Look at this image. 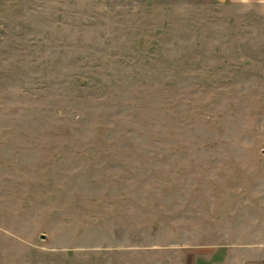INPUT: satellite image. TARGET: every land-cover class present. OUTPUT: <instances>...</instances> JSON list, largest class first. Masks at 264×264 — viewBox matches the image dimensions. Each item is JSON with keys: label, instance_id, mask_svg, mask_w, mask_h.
Returning a JSON list of instances; mask_svg holds the SVG:
<instances>
[{"label": "rangeland", "instance_id": "rangeland-1", "mask_svg": "<svg viewBox=\"0 0 264 264\" xmlns=\"http://www.w3.org/2000/svg\"><path fill=\"white\" fill-rule=\"evenodd\" d=\"M248 258L264 2L0 0V264Z\"/></svg>", "mask_w": 264, "mask_h": 264}, {"label": "crops", "instance_id": "crops-1", "mask_svg": "<svg viewBox=\"0 0 264 264\" xmlns=\"http://www.w3.org/2000/svg\"><path fill=\"white\" fill-rule=\"evenodd\" d=\"M217 1H219V2H221V1H227V0H217ZM229 1H232V2H246V3H258V2H264V0H229ZM252 244V243H251ZM247 259V258H246ZM245 259V260H246ZM250 260L252 261V259H249L248 258V260L247 261H245L244 263L245 264H249L248 262H250Z\"/></svg>", "mask_w": 264, "mask_h": 264}]
</instances>
